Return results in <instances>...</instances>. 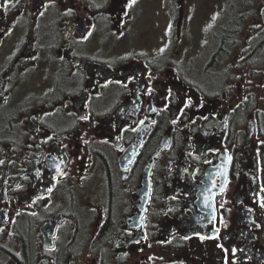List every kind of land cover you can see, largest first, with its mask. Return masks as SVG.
Segmentation results:
<instances>
[{
  "label": "flooded vegetation",
  "instance_id": "1",
  "mask_svg": "<svg viewBox=\"0 0 264 264\" xmlns=\"http://www.w3.org/2000/svg\"><path fill=\"white\" fill-rule=\"evenodd\" d=\"M188 2L0 0V264H264V0Z\"/></svg>",
  "mask_w": 264,
  "mask_h": 264
},
{
  "label": "rangeland",
  "instance_id": "2",
  "mask_svg": "<svg viewBox=\"0 0 264 264\" xmlns=\"http://www.w3.org/2000/svg\"><path fill=\"white\" fill-rule=\"evenodd\" d=\"M220 5L221 0H191V2H188L187 15L189 17L186 27L187 32L185 33L184 31V36L186 37V34L190 31L193 41L191 43H188L187 41L186 49H184V44L182 47H179L185 58L187 57V54H193L195 56V61H199L202 58V44L200 42L202 30L205 29V25L208 21H213V23L214 21H217ZM213 17H215V19H213ZM191 24L192 27H190ZM196 45H199V47H196Z\"/></svg>",
  "mask_w": 264,
  "mask_h": 264
},
{
  "label": "snow or ice",
  "instance_id": "3",
  "mask_svg": "<svg viewBox=\"0 0 264 264\" xmlns=\"http://www.w3.org/2000/svg\"><path fill=\"white\" fill-rule=\"evenodd\" d=\"M15 2H16V4H18V3H19V0H15ZM66 2H67V0H66ZM135 3H136V0H128L127 7H128V8H131ZM9 4H10V0H5V3H4V5H3V7H4L5 10H7V8L9 7ZM11 6L14 7L15 4H12ZM42 6L44 7V10L47 11V9H48L49 7L55 6V0H49V3H45V4H43ZM73 13H74V9L71 8V7H68V8L65 9V11H64L63 14L66 15V16H71ZM125 14H127V13H125ZM38 15L43 16V15H44V12L41 11V12L38 13ZM213 19H215V17H213ZM89 35H91L90 32H89ZM160 51L163 52L164 49L161 48ZM109 83H111V81H110ZM105 86H106V85H105ZM125 86H126V85H125ZM151 92H152V89L149 88V89H148V94L150 95ZM169 94L171 95V90L169 91ZM190 103H191V101L189 100V102H188L187 104H185V107H188V106L190 105ZM153 111H155V109H153ZM80 119H81V120H88L89 117H88V115H84V116H81ZM175 122H176V121L173 120V123H175ZM140 123L143 124V121H141ZM37 131H38V130H37ZM51 139H52V137H51V136H48L45 140L42 141V143H47V141H48V140H51ZM105 142H106V141H105ZM226 159L230 161L232 158H231L230 156H228V157H226ZM0 163H3V161H0ZM209 163H211V162L209 161ZM55 168H56L57 173H61V169H60L59 165H55ZM65 174H66V173H65ZM217 175H221V176H224V177L226 178V175H227L226 170L219 171V172L217 173ZM213 187H215V184H213ZM47 191H48L49 193H51V192L53 191V189H52V188H48ZM221 191H223V188H221ZM261 191L264 192V188H262ZM38 199H39V198H38ZM208 199H209L208 196H205V202H206V203H205V206H206V207H212L211 203L208 202ZM33 203H35V201H33ZM29 206H31V205H29ZM260 207L264 208V202H262V203L260 204ZM249 211H251V209H249ZM214 213H215V209H213V218H215ZM17 215H19V213H17ZM33 215H35V214L33 213ZM0 231H3V229H0ZM216 231L218 232L219 229H217ZM212 238H213V237L200 236V239H201V240H204V239H212ZM53 239H55V237H53ZM185 239H187V237H185ZM217 246H218V247H223V245H217ZM236 251H237L236 249H232V255H233V256H235ZM224 252H225V258H224V259H225V264H228V260H227L228 249L225 248V249H224Z\"/></svg>",
  "mask_w": 264,
  "mask_h": 264
}]
</instances>
